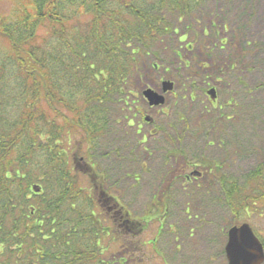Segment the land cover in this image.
Listing matches in <instances>:
<instances>
[{"label":"trees","instance_id":"obj_1","mask_svg":"<svg viewBox=\"0 0 264 264\" xmlns=\"http://www.w3.org/2000/svg\"><path fill=\"white\" fill-rule=\"evenodd\" d=\"M195 2L27 0L0 13V264H107L100 236L110 231L94 224L130 218L95 162L108 107L117 100L130 121L135 73ZM224 63L211 69L223 74ZM214 168L232 225L264 216V161L242 178ZM85 177L117 215L99 218ZM87 203V217L76 212Z\"/></svg>","mask_w":264,"mask_h":264},{"label":"rangeland","instance_id":"obj_2","mask_svg":"<svg viewBox=\"0 0 264 264\" xmlns=\"http://www.w3.org/2000/svg\"><path fill=\"white\" fill-rule=\"evenodd\" d=\"M22 1L0 0V13L11 14ZM194 5L135 73L136 97L128 95V102L138 110L130 121L122 122L117 100L108 107L110 122L95 162L135 224L125 225L123 214L114 224H94L110 231L100 236L107 264H228L224 249L234 218L215 168L207 165L242 178L264 161V0ZM214 62H225L223 74L211 69ZM164 82L173 89L164 93ZM148 88L163 94L165 103L150 107L143 95ZM78 168L85 169L81 161ZM82 185L98 202L101 220L114 214L119 205L101 199L96 179L90 185L85 177ZM87 208L76 212L87 217ZM238 221L264 239V216L245 214Z\"/></svg>","mask_w":264,"mask_h":264},{"label":"water","instance_id":"obj_3","mask_svg":"<svg viewBox=\"0 0 264 264\" xmlns=\"http://www.w3.org/2000/svg\"><path fill=\"white\" fill-rule=\"evenodd\" d=\"M173 89L172 82L163 83V92L167 93ZM212 99L216 97V89L208 91ZM144 98L149 105L159 106L165 103V96L148 88L143 92ZM34 191H39L37 186L33 187ZM228 240L225 245V254L228 264H263L264 263V246L253 228L248 223L233 225L227 232Z\"/></svg>","mask_w":264,"mask_h":264},{"label":"flooded vegetation","instance_id":"obj_4","mask_svg":"<svg viewBox=\"0 0 264 264\" xmlns=\"http://www.w3.org/2000/svg\"><path fill=\"white\" fill-rule=\"evenodd\" d=\"M115 205L118 206V204H116V203H115ZM116 206H115V207H116ZM110 209H111V207H110ZM110 209H109V210H110ZM113 213H114L113 215H117V212H113ZM124 224L126 225V224H135V223H133L132 220H126Z\"/></svg>","mask_w":264,"mask_h":264}]
</instances>
